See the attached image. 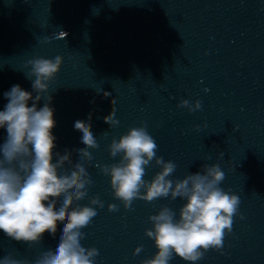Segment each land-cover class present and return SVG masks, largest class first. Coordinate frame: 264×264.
I'll return each instance as SVG.
<instances>
[{
  "label": "clouds",
  "instance_id": "1",
  "mask_svg": "<svg viewBox=\"0 0 264 264\" xmlns=\"http://www.w3.org/2000/svg\"><path fill=\"white\" fill-rule=\"evenodd\" d=\"M63 62L59 55L27 62L30 65L27 76L34 77L35 97L18 84L4 93L8 102L0 111V129L7 134L0 145V232L31 246L39 244L45 233L55 237L58 224L62 223L58 246L55 250L43 251L34 264H95L98 249L83 243L87 238L85 230L94 225L97 208L104 207L98 197L89 196L93 180L87 165L94 159L89 149L100 147V140L91 128V115L88 122H74V129L82 133L81 143L85 147L77 150L79 162L73 164L70 152H55L52 96L48 94V102L37 107L45 99L49 83ZM30 100L32 106H29ZM178 107L194 112L201 109V102L189 103L184 99ZM104 120L111 126L119 124L112 114ZM109 151L111 157L120 159L102 166L101 171L110 177L112 194L125 209L131 208L136 199L149 203L160 198L186 201L179 209L178 218L177 212L168 206L148 217L152 227L145 230V235L154 242L156 252L140 264H170L174 257L197 264L209 250L223 249L224 238L232 231L234 217L239 215L241 201L238 195L220 187L225 174L218 164H205L200 172L171 179L177 166L157 156L158 146L144 123L131 127L118 140L113 139ZM153 161L160 171L149 181L144 177ZM66 163L72 169L61 173ZM86 200L87 204L80 203ZM108 211H118V205L108 204ZM142 250L143 246L136 247L133 255H139ZM0 264L33 262L9 253L0 258Z\"/></svg>",
  "mask_w": 264,
  "mask_h": 264
}]
</instances>
